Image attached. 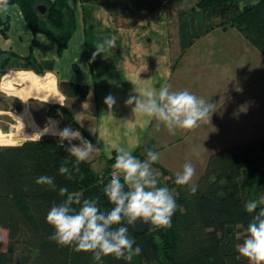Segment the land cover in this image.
Instances as JSON below:
<instances>
[{"label":"crops","instance_id":"crops-1","mask_svg":"<svg viewBox=\"0 0 264 264\" xmlns=\"http://www.w3.org/2000/svg\"><path fill=\"white\" fill-rule=\"evenodd\" d=\"M68 4L75 14L76 30L62 53L54 40L42 33L35 35L20 7L10 3L6 12H0V54L8 55L4 61L11 73L25 69L26 73L45 75L14 74V80L25 82L30 77L37 86L61 95L63 101L58 105L66 101L68 125L101 148L89 160L95 173V167L104 169L117 149L123 147L134 154L154 139L151 135L157 122L134 115L125 101L130 94L158 91L163 85H170V91L187 89L215 104L214 113H220L219 122L209 119L182 136L179 130L176 138L167 130L163 133L165 142L156 149L157 162L173 176L162 156L173 143L171 139L180 142L195 136L216 145H238L264 138V56L236 28H212L198 8V0L168 1L129 29L118 27L100 5L81 0H68ZM112 37L116 38V47L106 48L93 60L95 46ZM61 82L87 86L88 95L67 98L57 88ZM109 93L116 98L112 114L103 102ZM212 154L206 153L204 166ZM152 169L157 185L161 182L164 186L161 172ZM7 247L8 243L0 252Z\"/></svg>","mask_w":264,"mask_h":264},{"label":"trees","instance_id":"trees-1","mask_svg":"<svg viewBox=\"0 0 264 264\" xmlns=\"http://www.w3.org/2000/svg\"><path fill=\"white\" fill-rule=\"evenodd\" d=\"M168 1L174 0H81L100 5L125 29L146 20ZM10 3L20 7L35 35L42 33L54 40L59 53L67 48L76 30L68 0H8ZM38 5L47 7L44 15L38 12ZM197 6L212 28H236L264 56V0H198ZM8 68L0 60V75ZM59 89L67 98H84L89 92L87 86L68 82L59 83ZM63 143L64 147L59 137L43 136L20 145L0 144V229L8 233L0 264H97L92 253L76 252L72 246L49 239L54 230L46 216L64 199L60 187L82 193V199L98 198L101 211L113 207L104 197L110 173H95L89 161L82 162L77 171L74 157L65 151L69 144ZM142 149L133 155L138 157ZM115 157L107 162L109 166ZM61 167L67 169L64 174L59 172ZM41 175L52 176L57 190L38 185L36 179ZM164 175L177 204L171 227L138 234L128 225L129 236L141 247V254L131 262L108 256L100 264H248L237 245L248 236L247 225L255 214L247 213L245 204L264 195V138L213 153L194 195L189 191L192 186H177L175 176L168 171Z\"/></svg>","mask_w":264,"mask_h":264},{"label":"clouds","instance_id":"clouds-1","mask_svg":"<svg viewBox=\"0 0 264 264\" xmlns=\"http://www.w3.org/2000/svg\"><path fill=\"white\" fill-rule=\"evenodd\" d=\"M8 10V0H0V12ZM116 47V38L106 39L95 46L92 59L101 55L106 48ZM26 73L21 71L18 75ZM7 78V74L5 75ZM170 85L156 89L144 90L138 95L130 94L125 103L132 106V112L148 117L157 122V130L163 125L170 135L177 131L189 132L198 128L201 123L211 120L216 105L187 89L170 91ZM108 112L116 105V98L109 93L104 98ZM62 106V105H61ZM52 135L58 136L61 146L64 141L69 146L65 151L75 159L73 167L79 170L82 162L95 157L101 148L84 138L79 130L65 126L62 130L58 122ZM49 128L44 129L48 133ZM72 141H79L72 144ZM159 160V153L153 149L146 150V158L141 161L129 150L117 149L114 171L110 182L104 187V196L113 205L110 211L104 212L99 208L98 198L82 199V193H69L64 186L58 189L64 197L60 204H54L47 213L46 223L54 230L49 239L60 246H72L76 252L92 253L93 261L100 264L102 258L113 256L131 262L133 256L142 252L133 238L129 236L128 225L133 229L137 225L146 227L148 231L171 227L172 217L177 209L174 195L166 186H157L152 165ZM67 169L61 167L60 174ZM195 175V168L190 162H185L182 171L175 176L177 186L189 185ZM38 185L47 186L56 191L54 178L41 175L36 179ZM190 194L197 191L196 186L190 188ZM259 207V211H257ZM245 210L253 214L247 225L248 236L237 245L239 255L247 259L248 264H264V195L258 200H250L245 204ZM134 245H136L134 247Z\"/></svg>","mask_w":264,"mask_h":264},{"label":"rangeland","instance_id":"rangeland-1","mask_svg":"<svg viewBox=\"0 0 264 264\" xmlns=\"http://www.w3.org/2000/svg\"><path fill=\"white\" fill-rule=\"evenodd\" d=\"M241 6H243V3H241ZM23 70L25 69L11 70L16 73H11L9 70H5L0 75V134L11 135L15 133L16 128L18 126L15 116L21 113L25 109L29 111V114L31 116V124H36L40 128H45L47 125L50 124L52 120L58 122V127L60 130H62L65 126H69L68 125L69 118L66 110V101H64L62 106L58 105L61 104L62 102L60 103L56 102L54 104L36 98H29L27 102H24L18 95L7 94L1 90V85L2 82H4V79L8 82V84H10V86H13L18 90H24L26 88L25 82L22 81V79L14 80V78L12 77L14 74H18L20 73L19 71H23ZM6 74H7V78H5ZM35 74L38 75L39 78L45 77L44 74L37 71L35 72ZM57 88L59 92H61L58 86ZM35 92L36 93L40 92L39 94L50 93L54 96L57 95V92H54L48 89V87H44L41 85H38ZM219 115L220 113L218 111L214 113L211 119H214L215 121L219 122L220 119ZM69 127L73 128L74 130H77L76 127H72V126ZM166 130L167 129L164 126L163 127L161 126L159 130H157V125H154L153 134L151 135V137L153 136L154 139H150L148 142H146V144L144 145L145 149L141 150L137 158L143 161L146 158L147 149H153L154 151H156L157 147H161L165 142V139H163V137L165 138V136H163V133L165 134ZM183 133L184 132L181 133V136ZM52 137H58V136L54 135ZM173 138H176V135H174ZM171 142L173 143L170 144L164 150L162 156L165 159L168 169H170L175 176L177 173L182 171L185 162L192 163V165L195 168V175L193 176L192 181L189 184L190 186H195L197 182L201 179L202 175L204 174L206 166L203 165V162L204 159L206 160L205 156L207 152L212 154L211 152L215 153L218 152V150L220 151L237 144V143L226 144L222 142L220 143V145H216L217 143L214 141L209 143L207 141H204L203 139L198 140L197 137L195 136L185 137V139L180 142L178 141L176 142L174 141V139H171ZM15 143L16 142L12 141L8 144H15ZM239 144H243V143L241 142ZM112 166L113 165L109 166L108 164H106V167L102 170L98 169V167H95V171L97 174L100 175L108 171L111 176L112 172L114 171ZM152 168L154 169L157 168V170L161 172L160 177H163L164 186H166L167 184H165L166 178L164 172L167 170L163 168L161 165H159L158 162L153 164ZM198 172H201V174L198 175ZM157 186L160 187L163 185L161 184V182H159ZM250 200H256V199L253 197ZM7 243H8L7 233L4 232L3 230H0V249L5 248Z\"/></svg>","mask_w":264,"mask_h":264},{"label":"bare ground","instance_id":"bare-ground-1","mask_svg":"<svg viewBox=\"0 0 264 264\" xmlns=\"http://www.w3.org/2000/svg\"><path fill=\"white\" fill-rule=\"evenodd\" d=\"M25 84L26 88L24 90H18L13 86H10V84H8V82L4 79V82H2L1 85V90L7 94L18 95L24 102H27L29 98H36L49 103H60L63 101L60 95L55 97L50 93H36L35 90L38 86L36 85L35 80L30 77L25 80ZM15 119L18 123L15 133L11 135L0 134V144H8L12 141L16 142L15 144H18L19 142H26L29 140H39L43 136L52 135L51 131H54L56 128V125L52 123V120L50 124L46 126L50 129V131L48 133H44V129L46 127L40 128L36 124H31V116L27 109L17 114Z\"/></svg>","mask_w":264,"mask_h":264},{"label":"water","instance_id":"water-1","mask_svg":"<svg viewBox=\"0 0 264 264\" xmlns=\"http://www.w3.org/2000/svg\"><path fill=\"white\" fill-rule=\"evenodd\" d=\"M37 10H38V12L40 13V14H42V15H44L45 13H46V11H47V7L45 6V5H38L37 6ZM8 57V55H5V54H0V60H4V59H6ZM24 142H19L18 143V145H20V144H23ZM154 176H155V178H156V180H157V177H156V175L154 174ZM105 197V196H104ZM105 200H106V202L109 204V205H111L108 201H107V198L105 197ZM111 206H113V205H111ZM134 230V232H136V233H138V234H143V233H145V232H153V231H148L147 229H146V227L144 228V227H141V226H139V225H137V227L135 228V229H133Z\"/></svg>","mask_w":264,"mask_h":264}]
</instances>
